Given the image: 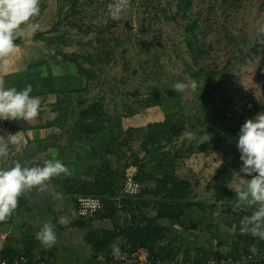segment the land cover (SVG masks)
Listing matches in <instances>:
<instances>
[{
    "label": "rangeland",
    "instance_id": "rangeland-1",
    "mask_svg": "<svg viewBox=\"0 0 264 264\" xmlns=\"http://www.w3.org/2000/svg\"><path fill=\"white\" fill-rule=\"evenodd\" d=\"M74 1L77 9L86 12V25L95 27L89 34L59 25ZM97 1L88 9L89 0H40V14L29 22L38 23L39 29L33 33L27 24L21 25L16 39L22 37L24 43L11 57L0 61V80L5 87L21 90L31 84V95L40 97L42 105L34 120H0V135L14 134L12 127L30 129L20 131L22 142L10 146L15 155L0 158V168L12 167L29 147L38 145L44 149L37 154L42 164L59 159L70 170L69 175L54 177L48 183L51 200L46 203H52L50 210L46 203H35L31 191L19 198L13 215L0 222V256L4 249L22 251L28 244L34 250V261H39L43 253L46 259L55 255L53 264H100V260L94 261L95 251L87 240L89 231L124 227L131 215L137 214L136 207L131 210L124 203V186L129 179L141 177L144 171L153 172L155 180L162 177L153 164H145L148 159L141 152V137L133 138L129 131L163 122L171 112L177 115L175 121L196 115L203 118L188 146L212 141L205 132L209 126L216 129L221 140L211 144L209 150H195L175 159L177 178L192 187L189 201L201 206L189 210L181 224L162 221L170 232L160 246L173 249V257L228 253L234 232L223 225L209 230L226 210L224 201L216 199L217 189L212 183L223 163V147L237 145L245 121L264 112V0H192L190 10L180 17L175 16L180 0H131L119 18L110 15L108 5L113 0ZM198 15L203 29L197 31L196 40L199 47L205 45L202 49L208 55L195 62L188 51L184 27L189 18ZM70 55L77 61L68 60ZM227 64L230 70L222 91L212 89L218 78L206 84L204 77H193L198 69H223ZM79 65L86 72H80ZM189 78L199 85L195 91L174 90L177 82ZM156 92L167 104L144 106V100ZM184 140L180 138L167 149L181 146ZM135 155L139 158L136 165ZM240 155L239 150L230 155L231 159L238 158L237 173L242 166ZM241 178L250 180L252 176L241 173ZM108 182L113 185V193L83 196L75 192L83 184L105 189ZM237 183L244 181L234 176L229 189ZM157 185L155 182L151 186L150 204L166 195L164 190L157 195ZM81 197L100 198L104 205L99 212L107 214L114 209L116 216L88 221L99 212L79 216L76 207ZM228 202L234 211L249 207L239 205L236 198ZM39 207L45 213H40ZM26 209H32L29 215ZM144 213L154 217L157 212L144 208ZM59 217H66L68 223L59 224ZM80 218L85 219L86 228L72 227ZM46 221L59 226L58 242L51 249L35 238Z\"/></svg>",
    "mask_w": 264,
    "mask_h": 264
},
{
    "label": "trees",
    "instance_id": "trees-1",
    "mask_svg": "<svg viewBox=\"0 0 264 264\" xmlns=\"http://www.w3.org/2000/svg\"><path fill=\"white\" fill-rule=\"evenodd\" d=\"M205 1V0H201ZM216 1V0H215ZM218 1V0H217ZM226 1V0H225ZM234 1V0H230ZM237 1V0H235ZM99 3L97 0H89L87 3L88 9L93 5ZM192 6V0H180L178 2V11L175 15L180 17L184 12L190 10ZM78 8L77 1H74L72 7H70L66 13L63 20L59 25H67L71 29H76L78 32L83 34L91 33L95 27L86 25L84 22L85 11H81ZM59 25L55 26L56 32L59 30ZM116 26V23L113 24ZM203 29V21L200 15L194 17V19L189 18L186 26L184 27L185 34L187 37V47L190 53L191 58L196 62L198 59L203 58L208 55V51H204L202 47L197 44L196 33L198 30ZM15 43L19 46L24 43L22 37L15 40ZM73 62H76L75 57L69 56V59ZM227 67L215 68L213 66H207L206 68L198 69L193 77L195 78H205V83L208 84L214 78H218V82L212 87L213 90L222 91L224 90V82L226 81L227 73H229L230 65L227 64ZM80 72H86L84 67L79 65ZM172 95L174 92L171 93ZM164 105L167 104L164 102L163 97L158 95L156 92L154 95L144 100V106L151 108L154 105ZM176 113L171 112V115L164 120L163 122L151 123L148 125V128H138L131 129L129 135L135 137L138 135L141 137V152L147 157L146 165H154V169L161 174V178L155 180V174L151 171H148L150 175L153 176V180L147 185L141 192L140 195H129L125 194L126 201H124L125 206L128 205L133 210L136 207L137 214L133 213L131 215L130 221L124 226L120 227L119 225L115 226L113 230H104V231H89L87 235V240L91 243L94 251L95 258L94 261L104 264L107 261H110L114 258L112 254V245L114 243L118 244L121 250V255L128 253H136L138 251H146L149 259L152 261L158 257L172 258L176 252L171 248L161 247L160 244L164 242L167 238V234L170 232V228L162 225L161 222L168 220L171 222L176 221L178 224L184 222V219L187 216L189 210L194 206H201L199 204L189 201V196L192 195L191 185L186 180H180L176 176V166L177 162L175 159H179L184 154L189 152H204L209 150L211 144H215V141L221 140V137L216 133V129L209 126L206 129V133L210 134L213 138L210 142H205L200 145H187L188 140L182 142L181 146H177L175 149H167V146H174L176 142L184 137L183 133L186 130H191L194 133H197L198 129L201 128V125L204 123L203 118L200 115L190 117L188 119L175 121ZM203 121V122H202ZM13 133L20 131H28L29 128H20L12 127ZM133 137V138H134ZM237 145H226L223 147V163L220 167L217 168L215 176L213 179V186L216 187V199L218 201H224L226 210L224 214L218 217L219 223L217 225H209V230L212 228H217L218 225H223L228 229L232 230L234 241L232 243L230 251L226 254L220 252H213L206 255H216L218 258H234L236 260L246 259L249 256L259 255L260 253L264 254V241L259 240L258 238L253 237L250 233L242 230L240 227V222L245 215H251L255 210V206H249L244 211H234L228 201L233 200L235 197V192L229 189V185L234 177V173H237L238 168V158H230V155L238 152ZM139 162L137 155L133 158V164L136 165ZM144 175L141 177L137 176L132 178L134 182L141 183L143 177L148 174L147 171L143 172ZM99 175L97 176V181L99 182ZM157 182V195L158 192L164 190L166 195L161 199H156L153 204H150L148 200L149 196L152 195L153 187H151L155 182ZM154 182V183H153ZM106 188L99 189L98 185H89L83 184L75 191L78 194L83 196L90 195H105L112 192V184L110 182L105 183ZM33 195V192H31ZM156 195V196H157ZM139 199V200H138ZM137 200V204H135ZM52 206L51 202L46 203L47 210H50ZM113 207V204H111ZM38 207V206H37ZM19 208H24L22 205H19ZM145 209H154L157 213L154 217H149L144 213ZM40 209V213H45L43 209ZM227 209H229L227 211ZM32 209H26L25 214L29 215ZM77 211V210H76ZM117 211L114 209L109 210L107 214L99 212L94 217L89 218L88 221L95 220H104V219H114ZM81 219V218H80ZM88 219V218H87ZM85 219L76 221L72 227L75 228H86ZM233 226H236L233 230ZM57 228L59 226H56ZM255 245L257 252L253 254L250 251V248ZM22 257L28 258L30 261H34V250L31 245L25 244V247L22 251H16L11 248L4 249L0 259L7 260L11 263H14L17 260H20ZM55 255L52 254L51 258L46 259L45 255L42 253L39 261H45L47 263H52V258ZM104 258V259H102ZM150 264H155L152 262ZM35 262V261H34ZM248 264V263H246ZM253 264V263H249ZM256 264H264L256 263Z\"/></svg>",
    "mask_w": 264,
    "mask_h": 264
},
{
    "label": "clouds",
    "instance_id": "clouds-1",
    "mask_svg": "<svg viewBox=\"0 0 264 264\" xmlns=\"http://www.w3.org/2000/svg\"><path fill=\"white\" fill-rule=\"evenodd\" d=\"M130 4L131 0H113L108 5L110 15L119 18ZM39 14L40 0H0V61L11 57L18 47L15 40L21 25L27 24L33 33L39 29L38 23H29ZM173 87L175 91L183 93L189 89L195 91L199 85L196 80L189 78L187 82H177ZM32 92L31 84L18 90L15 87H5L4 80H0V120L28 122L36 119L42 105L40 97L31 95ZM183 136L192 141L196 133L186 130ZM21 142L20 132L0 135V158L14 156L15 152L10 146ZM237 147L241 153L242 166L240 172L233 175L244 183H237L232 190L239 205L255 206L251 215L242 218L240 227L264 241V112L245 121L240 129ZM36 160L25 161L23 165L16 160L11 164L13 167L0 168V222L7 221L13 215L19 198L25 192H33L34 189L45 192L54 177L70 174L69 168L59 159L45 160L43 167L36 165ZM241 173L252 178L245 180L241 178ZM57 222L64 225L68 220L66 217H59ZM235 228L233 226V230ZM35 238L43 247L51 249L58 242L56 224L44 222ZM111 247L113 256L119 258V245L114 243ZM250 251L255 254L256 246L253 245Z\"/></svg>",
    "mask_w": 264,
    "mask_h": 264
},
{
    "label": "built area",
    "instance_id": "built-area-1",
    "mask_svg": "<svg viewBox=\"0 0 264 264\" xmlns=\"http://www.w3.org/2000/svg\"><path fill=\"white\" fill-rule=\"evenodd\" d=\"M149 174V173H148ZM145 175L141 183H136L129 179L125 186V194L129 195H140L142 190L149 185V183L154 179L152 175ZM103 201L98 197H81L77 201V213L79 216L85 218L93 216L98 213L103 208ZM143 251H138L136 253L128 254L125 253L120 255L119 258H113L110 261L105 262L104 264H150L151 259L146 254H143ZM142 254L144 257H142ZM53 264L47 263L45 261H30L28 258L22 257L20 260L11 263L7 260L0 259V264ZM152 262L155 264H246V263H262L264 262V254L260 253L259 255H251L246 259L236 260L234 258H218L216 255H200L198 258H191L185 255H177L172 258L158 257Z\"/></svg>",
    "mask_w": 264,
    "mask_h": 264
},
{
    "label": "water",
    "instance_id": "water-1",
    "mask_svg": "<svg viewBox=\"0 0 264 264\" xmlns=\"http://www.w3.org/2000/svg\"><path fill=\"white\" fill-rule=\"evenodd\" d=\"M43 151H44V149L41 148L40 146L33 145V146L29 147L28 150L18 159V162H20L23 165V163L25 161H31L33 159H37L36 165L43 167L41 160L39 158H37V154H40ZM36 165H33V166H36ZM33 194H34V202L38 203L40 205H43L47 201L51 200V195L48 191V187H47V191H45V192H40V191L34 189Z\"/></svg>",
    "mask_w": 264,
    "mask_h": 264
}]
</instances>
